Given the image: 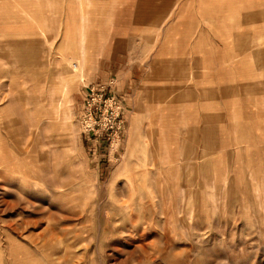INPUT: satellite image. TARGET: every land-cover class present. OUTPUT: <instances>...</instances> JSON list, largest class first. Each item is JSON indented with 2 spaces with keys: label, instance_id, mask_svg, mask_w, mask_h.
<instances>
[{
  "label": "rangeland",
  "instance_id": "rangeland-1",
  "mask_svg": "<svg viewBox=\"0 0 264 264\" xmlns=\"http://www.w3.org/2000/svg\"><path fill=\"white\" fill-rule=\"evenodd\" d=\"M61 3L0 0V67L4 51L11 59L5 76L0 69V264H264V230L246 231L241 200L230 199L227 225L197 222L130 135L125 100L115 125H104L90 106L93 88L113 96L111 84L89 85L98 41L84 66L81 41L65 42L64 24L39 22ZM3 18L43 38L39 60L53 68V87L51 70L29 79L34 49L4 50Z\"/></svg>",
  "mask_w": 264,
  "mask_h": 264
},
{
  "label": "crops",
  "instance_id": "crops-1",
  "mask_svg": "<svg viewBox=\"0 0 264 264\" xmlns=\"http://www.w3.org/2000/svg\"><path fill=\"white\" fill-rule=\"evenodd\" d=\"M64 3L51 15L38 13L39 22L64 24L65 42L81 41L84 66L91 40L98 41L89 85L111 84V94L127 104L130 135L164 168L158 181L175 184L197 222L216 216L227 225L234 198L243 203L246 231H263L264 0ZM3 20L4 50L34 49L29 79L43 81L51 70L53 87V68L39 60L43 38L26 36L29 23ZM7 58L4 51L3 76Z\"/></svg>",
  "mask_w": 264,
  "mask_h": 264
},
{
  "label": "built area",
  "instance_id": "built-area-1",
  "mask_svg": "<svg viewBox=\"0 0 264 264\" xmlns=\"http://www.w3.org/2000/svg\"><path fill=\"white\" fill-rule=\"evenodd\" d=\"M105 91L100 89L99 93H96L95 88L92 89V98L90 100V106L91 108L94 105H98L99 107L96 108L97 111L101 112L104 114V119H105V126L113 127L116 123V117L120 115L121 112V106L118 103L117 99L112 96V97H107L105 98ZM90 108V111H91ZM91 111V119H93V114L96 112Z\"/></svg>",
  "mask_w": 264,
  "mask_h": 264
},
{
  "label": "bare ground",
  "instance_id": "bare-ground-1",
  "mask_svg": "<svg viewBox=\"0 0 264 264\" xmlns=\"http://www.w3.org/2000/svg\"><path fill=\"white\" fill-rule=\"evenodd\" d=\"M77 67V66H76Z\"/></svg>",
  "mask_w": 264,
  "mask_h": 264
}]
</instances>
